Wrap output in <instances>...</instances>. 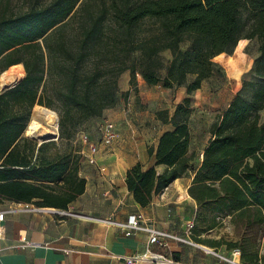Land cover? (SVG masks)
<instances>
[{"label": "trees", "instance_id": "trees-1", "mask_svg": "<svg viewBox=\"0 0 264 264\" xmlns=\"http://www.w3.org/2000/svg\"><path fill=\"white\" fill-rule=\"evenodd\" d=\"M13 4L0 0V75L23 64L25 76L0 90V201L40 196L42 184L64 169L61 162L33 161L44 146L24 132L36 107L57 110L61 135L69 134L118 104L123 72H131L132 85L141 74L150 85L185 86L191 94L220 67L216 59L226 63L243 39L258 37L257 81L245 80L212 124L201 164L190 151L193 109L186 97L172 116L168 110L156 113L173 124L156 152V165L165 169L135 165L127 171V185L147 206L191 172L189 194L199 213L248 218L251 226L264 228V0H27L17 12ZM166 51L171 53L167 64ZM248 86L253 88L249 99L242 95ZM85 185L79 178L73 197ZM241 252L244 263L264 264V256L258 262Z\"/></svg>", "mask_w": 264, "mask_h": 264}, {"label": "crops", "instance_id": "crops-1", "mask_svg": "<svg viewBox=\"0 0 264 264\" xmlns=\"http://www.w3.org/2000/svg\"><path fill=\"white\" fill-rule=\"evenodd\" d=\"M237 84L241 85V79ZM160 87L169 92L185 86L150 85L141 74L136 75V84L132 85L131 72H123L119 89L121 93L129 91L127 106L118 102L104 111L102 116L117 108L113 119H105L101 143L91 139L89 143L84 141L82 148L52 152L47 151L46 142L57 140L59 133L51 139L35 138L44 148L35 151L33 161L61 162L64 169L56 180L42 184L40 196L29 201H0V264H127V256L148 249L167 252L180 264H230L224 258L231 255L229 252L209 248L216 254L189 239V224L198 207L189 194L194 176L191 172L177 178L147 206L138 203L128 189L129 168L140 164L144 170L165 169L164 165H156V152L161 135L173 129V124L157 118L156 113L165 108L156 106L152 91ZM130 95L137 98L140 108H147L146 115H127ZM194 150L191 139L190 151ZM198 156L197 166L202 162L203 150ZM79 178L86 180L85 190L73 197ZM45 199L50 203H43ZM134 214H141L143 223L185 241L168 238L167 246L162 248L149 243V233L144 229L128 235L119 223H127ZM25 242L33 245L24 246ZM138 264L153 263L139 260Z\"/></svg>", "mask_w": 264, "mask_h": 264}, {"label": "rangeland", "instance_id": "rangeland-1", "mask_svg": "<svg viewBox=\"0 0 264 264\" xmlns=\"http://www.w3.org/2000/svg\"><path fill=\"white\" fill-rule=\"evenodd\" d=\"M13 1L15 12L26 7L27 0ZM239 44L240 42L238 45ZM241 45V47H236L232 54L227 55L224 60L226 63H222L216 59L215 62H217L220 67L216 70L214 75L203 81L200 89L193 91L191 94L187 93L185 87L181 89L177 88L169 92H164L161 87L158 90L154 88L152 91L154 92L153 97L156 98V106H159V108L164 107L165 109L163 110H168L170 116L173 115L178 101L183 102L186 97L190 98V106L192 107L193 112L189 120V128L193 148L197 154L194 160L195 163L199 160L198 154L204 150L211 138L212 124L223 113L228 103H230L235 95L243 88V82L245 80L257 81L253 66L255 59L260 53V39L258 37L253 39H243ZM182 46L183 48H186L187 44H183ZM163 55V60L165 64H167L171 59V53L170 51H166ZM240 79L241 85L238 86L237 83ZM191 80L192 77H188L187 83ZM252 93L253 88L249 86L242 91V95L247 99L250 98ZM119 96V102H122L126 107L128 96L127 98L123 97L121 92H119ZM129 102L131 106L127 115L136 116L141 112L146 115L147 108H140L137 103V98L134 97V95H130ZM47 108L55 111L59 118L58 127L56 128V133H59V138L57 140L46 142L47 151L49 150L52 152L69 150L72 148H82L83 145H85V135L89 136L88 141L95 139L96 142L101 143L105 134V132L103 134L102 129L105 119H113L115 116L114 112L117 111V108L110 109L109 115L91 118L76 131H70L69 134L64 133L61 135L60 115L58 111L51 107ZM34 116L35 111L33 110L29 123ZM261 116L262 120H264V110L261 112ZM38 119L43 124H47L46 120L42 117L38 116ZM155 133L157 132H154V134ZM24 135L27 138L37 141L35 138L30 137L26 130ZM254 219L255 217L252 215L250 221H253ZM248 221V218H232L231 216H223L218 212H212L210 210H204L202 213H199L198 206L196 216L191 222L194 226L189 230V239H192L195 243L203 244L205 248H214L224 253L229 252L230 254L233 248L239 247L242 251L246 250L250 256L255 257L256 261H263L264 228H259L258 226L253 225L251 226Z\"/></svg>", "mask_w": 264, "mask_h": 264}, {"label": "built area", "instance_id": "built-area-1", "mask_svg": "<svg viewBox=\"0 0 264 264\" xmlns=\"http://www.w3.org/2000/svg\"><path fill=\"white\" fill-rule=\"evenodd\" d=\"M58 127V126H57ZM112 128V125H108L107 132L110 134V129ZM89 136H84V141H88ZM119 225L125 227L127 229V234L130 235L133 231L138 229H144L149 233V243L151 245H158L160 247L167 246L166 240L168 238L170 239H176L185 241L184 238H181L179 236H176L174 234H170L168 232L159 230L155 228L151 223H143V216L141 214H134L132 215L127 223H119ZM194 225L192 223L189 224V230ZM0 237H1V230H0ZM193 243V242H192ZM24 246L33 245L30 242H25L23 244ZM210 251L216 253L214 250L209 249ZM217 254V253H216ZM241 249L236 247L231 250V255L229 257H224L230 264H246L241 259ZM139 260H146L153 264H180L179 261H177L173 256L168 254L167 252H153L151 250H146L142 254H134L131 256L126 257L127 264H138Z\"/></svg>", "mask_w": 264, "mask_h": 264}, {"label": "bare ground", "instance_id": "bare-ground-1", "mask_svg": "<svg viewBox=\"0 0 264 264\" xmlns=\"http://www.w3.org/2000/svg\"><path fill=\"white\" fill-rule=\"evenodd\" d=\"M25 74L23 64L11 66L8 70L4 71L2 75V82L5 84L17 82ZM38 116L46 120L47 124H43ZM58 115L55 111L45 108L36 107L35 116L29 123L26 132L29 136L38 140L51 139L56 136V128L58 126Z\"/></svg>", "mask_w": 264, "mask_h": 264}, {"label": "water", "instance_id": "water-1", "mask_svg": "<svg viewBox=\"0 0 264 264\" xmlns=\"http://www.w3.org/2000/svg\"><path fill=\"white\" fill-rule=\"evenodd\" d=\"M3 73H4V71L0 75V90H4V89L11 88V87L15 86L16 84H18L21 81V79H20L17 82L5 84V83L2 82V75H3Z\"/></svg>", "mask_w": 264, "mask_h": 264}]
</instances>
